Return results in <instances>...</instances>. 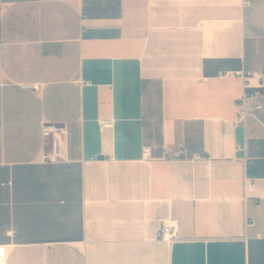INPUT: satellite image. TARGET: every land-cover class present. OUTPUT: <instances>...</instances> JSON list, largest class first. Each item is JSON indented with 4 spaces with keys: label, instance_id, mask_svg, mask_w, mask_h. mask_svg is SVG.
<instances>
[{
    "label": "crops",
    "instance_id": "0c3cea01",
    "mask_svg": "<svg viewBox=\"0 0 264 264\" xmlns=\"http://www.w3.org/2000/svg\"><path fill=\"white\" fill-rule=\"evenodd\" d=\"M0 9V264H264V0Z\"/></svg>",
    "mask_w": 264,
    "mask_h": 264
},
{
    "label": "built area",
    "instance_id": "2783aa9c",
    "mask_svg": "<svg viewBox=\"0 0 264 264\" xmlns=\"http://www.w3.org/2000/svg\"><path fill=\"white\" fill-rule=\"evenodd\" d=\"M248 4V2H245ZM0 20H1V9H0ZM20 87L25 90L38 91L40 84L37 83H23ZM239 117L243 118L245 116V110L242 108L239 110ZM112 122L108 119L100 120V125L102 127L111 126ZM63 129L55 124H42L40 129V137L44 146L45 141H49L48 151H42V159L45 161H54L60 156V136L63 134ZM141 157L143 159H148L151 157V149L149 146H143L141 150ZM178 221L175 218H165L157 231V236L163 240L170 241L176 238Z\"/></svg>",
    "mask_w": 264,
    "mask_h": 264
}]
</instances>
